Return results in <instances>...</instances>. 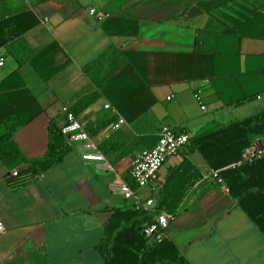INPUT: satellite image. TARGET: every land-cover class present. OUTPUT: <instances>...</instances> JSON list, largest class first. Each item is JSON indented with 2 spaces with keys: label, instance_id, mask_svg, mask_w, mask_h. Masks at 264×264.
Masks as SVG:
<instances>
[{
  "label": "crops",
  "instance_id": "1",
  "mask_svg": "<svg viewBox=\"0 0 264 264\" xmlns=\"http://www.w3.org/2000/svg\"><path fill=\"white\" fill-rule=\"evenodd\" d=\"M230 1L0 0L6 36L26 28L0 47V129L13 130L27 158H42L51 126L67 122L64 108L73 112L84 100L73 114L105 157L84 159L83 143L63 133L70 151L35 175L25 161L13 176L0 156V264L101 263L98 245L114 210L134 205L119 186L148 149L136 144L146 128L191 136L264 110V39L222 31L212 12ZM120 118L125 122L115 129ZM115 132L129 137L111 154L113 163L100 144ZM253 146L264 150V141L256 136ZM184 157L201 177L164 237L189 264H264V232L223 179L209 176L199 152L168 158L147 186H138L143 201L156 199L158 211H148L156 217L165 210L160 191Z\"/></svg>",
  "mask_w": 264,
  "mask_h": 264
},
{
  "label": "trees",
  "instance_id": "2",
  "mask_svg": "<svg viewBox=\"0 0 264 264\" xmlns=\"http://www.w3.org/2000/svg\"><path fill=\"white\" fill-rule=\"evenodd\" d=\"M212 14L220 22L222 31L226 34L264 39V0L257 2L232 0L215 8ZM17 19L20 17L7 21L14 23ZM8 25L7 22H0V47L26 29L17 28L14 35L8 37L6 36L7 31H10ZM121 59L124 57L121 56ZM115 64L113 71L120 67L118 63ZM104 79L99 80L98 84L101 85ZM86 103L84 100L80 101L78 107L72 111L79 113L85 108ZM13 117L15 115H11L3 122L7 123L8 119ZM50 131L47 155L29 159L13 139V130L4 131L1 128L0 156L9 170L15 171L17 166L28 161L31 166L26 170L35 175L61 160L70 151V146L65 142L61 128L51 126ZM256 136L264 141V110L232 124L206 128L191 135L186 152H199L212 170L220 171V177L237 203L264 232V156L253 163L241 162L243 152L252 146ZM128 137L115 132L107 141L100 144V149L110 156L113 163H116L112 160L111 154L117 151L120 148L119 144ZM158 140L157 128H146L136 144L150 148ZM238 162L241 164L232 166ZM200 177L201 174L193 163L184 157L179 166L169 170L160 191L158 207L175 216L176 208L189 187ZM128 183L135 191L138 190V185L131 177L128 178ZM154 218L155 214L135 205L126 210L115 209L106 225V238L98 245L104 256L103 261L98 264H189L169 238L150 241L146 237L143 229L153 222Z\"/></svg>",
  "mask_w": 264,
  "mask_h": 264
},
{
  "label": "built area",
  "instance_id": "3",
  "mask_svg": "<svg viewBox=\"0 0 264 264\" xmlns=\"http://www.w3.org/2000/svg\"><path fill=\"white\" fill-rule=\"evenodd\" d=\"M4 64V60H0V65ZM109 106V105H107ZM67 113V122L62 127L61 132L68 138L71 143H83V149L86 151L83 154L84 159L90 160H105L104 155L99 151L96 143L92 140L90 135L86 132L83 125L76 119L73 112L64 108ZM125 120L120 118L114 125L118 129ZM190 136L185 132H176L168 126H163L159 133L158 142L142 152L134 161L130 169V177L140 187H145L157 175L164 162L172 157L186 152L189 144ZM264 150L257 149L255 146L248 148L242 154L241 162H250L263 155ZM19 171H13V176H18ZM209 176L219 179L218 170H210ZM125 198L134 200V205L137 208H144L146 210L158 211L155 198H148L143 201L136 191L130 186L128 182H122L119 186ZM174 214L168 213L165 210H159L154 221L147 224L143 231L146 237L150 240L161 241L164 237L166 229L169 227L171 219ZM4 229L0 222V231Z\"/></svg>",
  "mask_w": 264,
  "mask_h": 264
}]
</instances>
